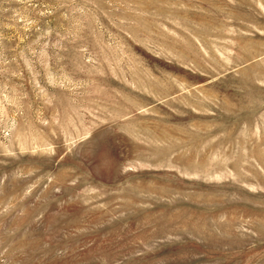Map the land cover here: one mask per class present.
Masks as SVG:
<instances>
[{"label":"rangeland","instance_id":"obj_1","mask_svg":"<svg viewBox=\"0 0 264 264\" xmlns=\"http://www.w3.org/2000/svg\"><path fill=\"white\" fill-rule=\"evenodd\" d=\"M0 264H264V0H0Z\"/></svg>","mask_w":264,"mask_h":264}]
</instances>
